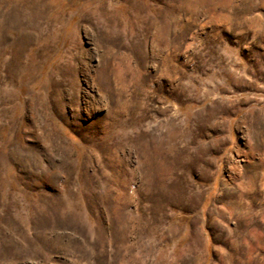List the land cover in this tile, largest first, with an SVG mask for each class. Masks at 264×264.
Returning <instances> with one entry per match:
<instances>
[{"label": "rangeland", "instance_id": "rangeland-1", "mask_svg": "<svg viewBox=\"0 0 264 264\" xmlns=\"http://www.w3.org/2000/svg\"><path fill=\"white\" fill-rule=\"evenodd\" d=\"M0 264H264V0H0Z\"/></svg>", "mask_w": 264, "mask_h": 264}, {"label": "bare ground", "instance_id": "bare-ground-1", "mask_svg": "<svg viewBox=\"0 0 264 264\" xmlns=\"http://www.w3.org/2000/svg\"><path fill=\"white\" fill-rule=\"evenodd\" d=\"M74 1V0H73ZM232 167L233 168H235V165H232ZM232 170V169H231ZM231 172V171H230ZM234 172V171H233ZM232 172V173H233ZM232 177V176H231ZM262 180V179H261ZM241 198V197H240ZM239 203V202H238ZM240 206V205H239ZM240 208V207H239ZM243 208L244 209H246L245 208V206H243ZM225 209H226V214H227V216H229V217H232V216H234V214H235V209H237V207H235L233 204H229L228 206H226L225 207ZM238 210V209H237ZM239 211V210H238ZM240 212V211H239ZM237 213V212H236ZM237 217H238V215H237ZM236 217V218H237ZM229 219V218H228ZM239 220V219H238ZM237 220V221H238Z\"/></svg>", "mask_w": 264, "mask_h": 264}]
</instances>
